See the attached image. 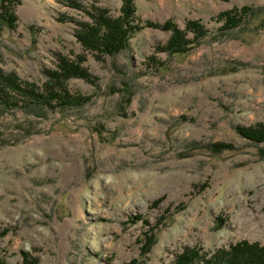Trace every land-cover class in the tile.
I'll return each mask as SVG.
<instances>
[{
    "label": "rangeland",
    "instance_id": "1",
    "mask_svg": "<svg viewBox=\"0 0 264 264\" xmlns=\"http://www.w3.org/2000/svg\"><path fill=\"white\" fill-rule=\"evenodd\" d=\"M134 2L142 27L112 55L85 48L75 20L118 17L122 0H20L16 26L0 19L2 71L43 86L59 55H81L88 75L66 81L82 105L0 110V264H171L264 244V152L237 129L264 123V0ZM225 10L243 21L224 28ZM192 19L209 32L177 52L156 49L173 30L145 25Z\"/></svg>",
    "mask_w": 264,
    "mask_h": 264
},
{
    "label": "trees",
    "instance_id": "2",
    "mask_svg": "<svg viewBox=\"0 0 264 264\" xmlns=\"http://www.w3.org/2000/svg\"><path fill=\"white\" fill-rule=\"evenodd\" d=\"M121 14L118 17L107 15L106 8H97L91 12V21H76L77 39L89 50L100 51L101 55L116 54L128 44L131 33L139 30L140 23L133 22L136 18L134 0H122ZM20 0H0V19L11 27L16 26L18 17L16 7ZM74 4V3H72ZM244 10H250L244 8ZM242 12V11H241ZM224 22V28L231 29L243 21L241 15L234 10L222 11L217 17ZM145 25L173 30L175 34L166 45H158V51L177 52L185 50L194 40L208 34L209 30L198 19L188 20L186 32L176 27L172 20L164 23L148 21ZM193 34V38L187 36ZM77 62L59 55V64L52 71L47 70L48 80L43 86L21 80L15 72H4L0 69V110L6 107L28 106L54 109L58 106L82 105L86 97L72 94L68 89L67 79L75 76H88L83 69L86 58L78 56ZM77 57V58H78ZM239 133L250 141L261 143L264 152V123L239 125ZM219 147H231L220 143ZM125 264H136L135 260ZM171 264H264V244L243 240L234 244L229 250L221 249L211 256L201 255L199 249H186L179 253Z\"/></svg>",
    "mask_w": 264,
    "mask_h": 264
}]
</instances>
